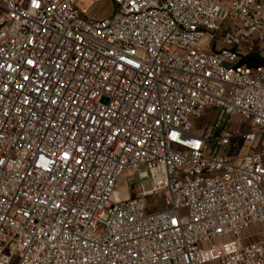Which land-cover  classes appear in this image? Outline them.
<instances>
[{
	"label": "built area",
	"instance_id": "1",
	"mask_svg": "<svg viewBox=\"0 0 264 264\" xmlns=\"http://www.w3.org/2000/svg\"><path fill=\"white\" fill-rule=\"evenodd\" d=\"M113 3L0 0V264H264V0Z\"/></svg>",
	"mask_w": 264,
	"mask_h": 264
},
{
	"label": "rangeland",
	"instance_id": "2",
	"mask_svg": "<svg viewBox=\"0 0 264 264\" xmlns=\"http://www.w3.org/2000/svg\"><path fill=\"white\" fill-rule=\"evenodd\" d=\"M76 4H83L84 6H90L88 14L95 20H100L104 18L110 17L115 9V5L113 0H99L96 3H93L92 0H76ZM215 115L206 114L200 120H195L191 118V123L193 130L195 128L207 129L213 125L215 120ZM224 122L228 123V127H231V131L234 134L235 138L227 147L226 154L230 155L232 158H240L246 155L249 152L256 151L258 147L252 148L248 142H244L241 139H237L243 132L248 131L252 126L245 122L240 116L232 117L229 119H225ZM197 130V129H196ZM139 183L140 179L138 173H129L126 172L123 175L121 182L118 184V189L123 197L126 196H135L139 191Z\"/></svg>",
	"mask_w": 264,
	"mask_h": 264
},
{
	"label": "crops",
	"instance_id": "3",
	"mask_svg": "<svg viewBox=\"0 0 264 264\" xmlns=\"http://www.w3.org/2000/svg\"><path fill=\"white\" fill-rule=\"evenodd\" d=\"M242 240L244 243H253L264 240V223L254 224L248 227L242 234ZM206 264H218V262L212 261Z\"/></svg>",
	"mask_w": 264,
	"mask_h": 264
}]
</instances>
